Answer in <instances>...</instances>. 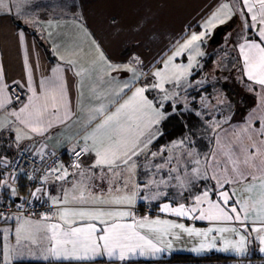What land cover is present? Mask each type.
I'll list each match as a JSON object with an SVG mask.
<instances>
[{
  "label": "snow or ice",
  "instance_id": "6c2138e0",
  "mask_svg": "<svg viewBox=\"0 0 264 264\" xmlns=\"http://www.w3.org/2000/svg\"><path fill=\"white\" fill-rule=\"evenodd\" d=\"M41 7L49 5L0 0V12L20 25L40 24L31 12ZM59 7L69 9L84 28L82 5L60 0ZM233 17L241 27L232 63L240 65L247 89L259 98L258 107L239 123L221 93L209 98L197 92V99L188 91L204 83L193 71L201 67L202 47ZM110 23L119 32L114 18ZM199 27L150 59L132 53L124 63L111 60L92 39L96 57L87 66L58 55L60 63L38 81L26 56L24 84L6 82L0 62V193L7 196L0 205L5 225L0 264H131L133 258L173 249L184 234L199 238L191 249L196 253L217 249L244 257L252 239L264 253V0H221ZM17 38L25 41L22 29ZM69 72L75 97L69 93ZM191 116L199 119L202 132L188 127ZM172 121L187 133L164 141ZM198 135L207 140L204 151L196 147ZM56 144L70 150L67 165ZM25 155L40 162L31 160V173L19 167ZM21 174L35 181L30 199L47 204L44 212L26 216L21 205L6 211L17 199L29 204L15 186ZM153 202L162 215L137 214L138 203ZM180 219L209 226H186Z\"/></svg>",
  "mask_w": 264,
  "mask_h": 264
},
{
  "label": "crops",
  "instance_id": "0c3cea01",
  "mask_svg": "<svg viewBox=\"0 0 264 264\" xmlns=\"http://www.w3.org/2000/svg\"><path fill=\"white\" fill-rule=\"evenodd\" d=\"M220 2L221 0H76L77 4L82 5L79 11L83 15L84 28L77 29L76 26L73 32L64 30L68 29L67 23L76 21L73 14L64 17H51L50 19L48 15L44 14L43 17L39 18L41 23L37 24L36 28H29V25H20L17 20H13L11 14L0 12V62L4 65L5 81L9 84L14 80L19 81L21 84L25 83L26 56L28 63L33 65V78L37 81L50 75V69L60 63L58 55H64L65 59H78L81 64L87 66L96 57L92 39L100 44L105 55L114 62L124 63L132 53L150 59L165 44L185 34L188 30L200 31L199 24L203 23L204 18ZM113 18L118 22L119 32L115 31L110 23ZM47 21H51L52 25L49 26ZM138 25H140L139 28ZM238 25V19L232 21L228 25L227 31ZM221 26L224 25H218L214 30ZM85 28L88 33H91V37L86 34ZM21 29L25 33L23 43L17 38ZM38 31H41L43 35ZM252 35H255V33H252ZM41 36L45 38L47 36L49 43L44 41ZM75 45L81 48V51L79 50L78 55L73 56L71 54L74 53L73 48ZM231 48L237 54L235 46H231ZM183 59L182 57L181 60L183 61ZM183 62L186 63L187 61L184 60ZM67 75L69 93L75 97V89L72 87L74 77H72L71 72ZM256 87L258 88V86ZM84 92L87 95V82ZM253 93L257 98L253 107L256 108L259 105V98L255 92ZM239 122L241 121L234 123ZM48 143L52 145L53 140L50 139ZM55 147L63 150L65 154L64 163L66 165L70 163V150L66 152L60 144H56ZM11 151L15 152L16 150L12 149ZM5 154L9 155L10 159L12 158L9 153ZM15 186L18 190L17 181ZM56 187L59 190V186ZM49 190H52L51 185H49ZM0 195L5 197L4 200L7 199L5 193H0ZM19 196H21L20 193ZM1 200L3 199L0 197V202H4ZM168 218L178 219L176 217ZM179 222L185 223L186 226L194 225L196 228H207L209 226L205 221L180 219ZM9 223L13 222L9 221ZM4 226L3 223H0V227ZM233 238L238 239V237ZM198 239L184 234L182 239L174 240L173 249L166 251L163 255L181 253L201 255L207 252H218L237 256L232 251L222 252L217 249L207 250L203 253L193 252L191 249L197 246ZM253 240L261 247L258 240ZM11 242L15 243L14 240ZM219 246H222L220 242H218ZM249 252L248 248V254ZM261 255L264 256V253H261ZM31 261L36 262L35 260Z\"/></svg>",
  "mask_w": 264,
  "mask_h": 264
},
{
  "label": "trees",
  "instance_id": "16d2710c",
  "mask_svg": "<svg viewBox=\"0 0 264 264\" xmlns=\"http://www.w3.org/2000/svg\"><path fill=\"white\" fill-rule=\"evenodd\" d=\"M213 46V45H211ZM211 50H209L210 52ZM232 58L227 59L223 58L220 66H223L221 70L218 71L219 75L217 78L212 79L206 72L205 69L210 67L217 61V57L214 52L209 53L207 56H203L199 59L201 67L199 69H195L194 78L197 80H204L202 86L197 89V91H193L192 89L189 93L190 95H194L199 98L197 92L203 95H211L212 91L216 87H221V89L227 93V95L234 100L235 103V112L237 117L233 119V122L242 121L243 118L246 117L248 112L253 109L256 103V96L253 92L249 91L246 87V90L243 89L239 82H246L242 78L240 72V65L233 64L232 62L237 59V54L232 51ZM229 79L234 80V91L232 90L233 86ZM207 89V92L204 91ZM191 124L188 127L192 128L193 131L199 132V129H202V126L199 123V120L195 116H191ZM187 133V127L182 126L178 121H172L168 127L165 129V138L164 141L176 140L183 137ZM196 137V136H195ZM162 141V142H164ZM64 153V152H63ZM65 158V154H63V159ZM18 190L21 196L27 193L30 188V184L28 183L25 177H19L17 180ZM17 203V202H16ZM137 214L144 215L145 213H151L152 215L157 214L156 203L151 205H146L144 203L137 204ZM249 254L244 257L231 256L227 254H222L218 252H212L208 255H193V254H172V255H164L161 258L156 259H133L131 264H264V256L261 255L259 251V246L251 240V244L249 247ZM37 263L33 264H45L42 261H36ZM17 264L26 263L29 264L28 261H17Z\"/></svg>",
  "mask_w": 264,
  "mask_h": 264
},
{
  "label": "rangeland",
  "instance_id": "374dc122",
  "mask_svg": "<svg viewBox=\"0 0 264 264\" xmlns=\"http://www.w3.org/2000/svg\"><path fill=\"white\" fill-rule=\"evenodd\" d=\"M66 2L67 3H71L72 2V0H66ZM36 3H41V4H44V5H49V7H41V8H39L38 10H36V11H34V12H31V15L32 16H36V17H38V18H40V17H43V15L44 14H46V15H48L49 16V19L51 18V17H64V16H66V15H69V14H72L70 11H69V9H67V8H60L59 7V4H60V0H32V4H33V6L36 4ZM72 17V16H71ZM20 19H24V17L23 16H21L20 17ZM236 19H238V22H239V25L238 26H236L235 28H231V29H229L227 32H225L224 33V35H223V38H224V40L222 41V43H220V44H218V45H215V46H211V39L202 47V51L205 53V55L204 56H207L209 53H211V52H214L215 54H217L216 55V57H217V61L214 63V64H212L210 67H208L207 69H205L204 70V72H206V75L208 74V76H210L212 79H215V78H217V76L219 75V73H218V71L219 70H221L222 68H223V66H220V64H221V62H222V60H223V58L225 59V58H227V59H230V58H232V54H231V52L233 51L232 50V48H231V46H235L234 45V41L236 40V39H238V33L240 32V27H241V25H240V20H239V18H237V17H233L232 18V20H230L229 22H228V24H224V25H229L232 21H234V20H236ZM18 21V20H17ZM29 25V28L30 27H35L36 25H31V24H28ZM66 26H67V28L68 29H64V30H70L71 32H73V30H74V28L77 26V29H80L81 27L77 24V22L76 21H71V22H69V23H67L66 24ZM36 28V27H35ZM218 29V28H217ZM38 32H40L41 33V31H38ZM216 32V30H213V34ZM39 33V34H40ZM42 34V33H41ZM43 35V34H42ZM213 36V35H212ZM42 37V36H41ZM42 39L44 40V41H46V42H48L49 43V39L47 38V36H46V38L43 36L42 37ZM70 39L72 40V37L70 36ZM75 42V41H74ZM231 45V46H230ZM61 47H63V46H61ZM50 50H51V48H50ZM81 51V48H79V47H77L76 45L74 46V48H73V51L75 52V53H77L78 51ZM209 50H211L210 52H209ZM203 57V56H202ZM198 59H200V57L198 58ZM185 59H183V61H184ZM193 71H195V69L193 70ZM230 80V82H231V85L233 86V88H232V90L234 91V88H235V85H234V80L233 79H229ZM202 81H204V80H202ZM240 83V85H241V87L243 88V89H245L246 90V83L245 82H239ZM189 92L191 91V90H188ZM217 93H221L225 98H226V100H227V103L228 104H230L231 105V109H230V111H231V114H232V118L234 119V118H236L237 117V115H236V112H235V101L234 100H232L228 95H227V93H225L222 89H221V87L219 86V87H216V88H214V90L212 91V94L211 95H209L208 97L209 98H212V97H215V95L217 94ZM190 96H194V95H190ZM205 96H207L206 94H205ZM197 99H199L198 97H196ZM223 108H224V111H229V109L227 108V105H225V106H223ZM217 118H219V116L217 117ZM198 119V118H197ZM199 120V119H198ZM199 132H202V129H199ZM193 139L196 141V147H197V149L198 150H200V151H204V150H206V145H207V140L203 137V135H198V136H196V137H193ZM0 197L3 199V200H1V201H4V198L5 197H3V196H1L0 195ZM153 203H155V202H153ZM152 203V204H153ZM139 204V203H138ZM157 214H159V215H162V214H160L159 213V210L157 209ZM210 253H212V252H207V253H205V254H201V256L202 255H208V254H210ZM172 255V254H171ZM162 256H164L163 255V253L162 254H160L159 256H157V257H136V258H134V259H139V258H144V259H156V258H161ZM28 262H30L29 264H33V263H37V262H33V261H28ZM15 264H17V263H15ZM22 264H26V263H22Z\"/></svg>",
  "mask_w": 264,
  "mask_h": 264
},
{
  "label": "built area",
  "instance_id": "2783aa9c",
  "mask_svg": "<svg viewBox=\"0 0 264 264\" xmlns=\"http://www.w3.org/2000/svg\"><path fill=\"white\" fill-rule=\"evenodd\" d=\"M50 146H52V145H50ZM55 151L57 152L59 159L64 162L63 150L55 147ZM32 159L36 160V165L38 166L40 163L38 158H29L27 155H25L23 158L20 159L19 167L26 168L27 171H29L31 173L32 168H28L27 166L31 162ZM71 159H72V157L70 155L69 161H71ZM19 177H24V176L21 174ZM27 181L30 184V188L28 189L26 194H24L23 196H20V197H23L25 199H29V204L24 205V201L19 199V202L15 203L14 205H12L6 209L7 212H15L17 210L16 205H21L24 207V213L23 214L26 216L29 214L44 212L48 208L47 204H42L40 202H37L34 198L30 199V191L34 190L32 186L35 183V181H30L28 179H27ZM3 203L4 202H0V205H3Z\"/></svg>",
  "mask_w": 264,
  "mask_h": 264
},
{
  "label": "water",
  "instance_id": "95a60500",
  "mask_svg": "<svg viewBox=\"0 0 264 264\" xmlns=\"http://www.w3.org/2000/svg\"><path fill=\"white\" fill-rule=\"evenodd\" d=\"M228 26H222L219 27L216 32L213 34L212 38H211V43L212 44H218L219 42H221V38L222 35L227 31ZM16 202H19V199L16 200Z\"/></svg>",
  "mask_w": 264,
  "mask_h": 264
},
{
  "label": "bare ground",
  "instance_id": "6f19581e",
  "mask_svg": "<svg viewBox=\"0 0 264 264\" xmlns=\"http://www.w3.org/2000/svg\"><path fill=\"white\" fill-rule=\"evenodd\" d=\"M224 26H226V25H224ZM222 27V26H221ZM229 27V26H228ZM224 35V34H223ZM223 35H222V38H221V41H222V39H223ZM220 43V42H219ZM218 43V44H219ZM218 44H211V45H213V46H215V45H218Z\"/></svg>",
  "mask_w": 264,
  "mask_h": 264
}]
</instances>
